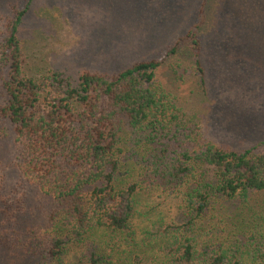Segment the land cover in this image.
Wrapping results in <instances>:
<instances>
[{"label": "trees", "instance_id": "trees-1", "mask_svg": "<svg viewBox=\"0 0 264 264\" xmlns=\"http://www.w3.org/2000/svg\"><path fill=\"white\" fill-rule=\"evenodd\" d=\"M207 1L163 60L115 74L85 71L76 81L25 74L18 31L28 4L0 17V118L14 127L12 162L54 205L43 232L10 241L25 256L49 264H264V142L238 152L205 141L156 82L166 60L189 45L204 89L198 31ZM0 191L10 224L25 206ZM167 200L176 202L174 217L159 211Z\"/></svg>", "mask_w": 264, "mask_h": 264}, {"label": "rangeland", "instance_id": "rangeland-1", "mask_svg": "<svg viewBox=\"0 0 264 264\" xmlns=\"http://www.w3.org/2000/svg\"><path fill=\"white\" fill-rule=\"evenodd\" d=\"M200 3L0 0V17L28 4L18 31L25 74L39 78L60 72L76 81L85 71L115 74L135 62L163 60L165 50L199 21ZM198 39L205 91L189 45L166 60L156 82L176 98L185 117L201 127L205 141L238 152L258 146L264 142V0H208ZM13 140L14 127L0 118L2 194L25 206L10 224L0 215V264H49L25 256L10 242L16 233L24 236L29 229L43 232L54 209L22 181L12 162ZM257 152L264 153V146ZM163 204L159 211L174 217L176 202ZM1 239L9 246H3Z\"/></svg>", "mask_w": 264, "mask_h": 264}]
</instances>
